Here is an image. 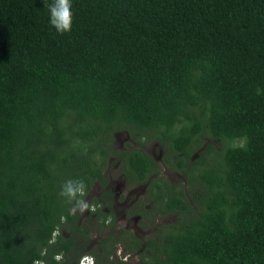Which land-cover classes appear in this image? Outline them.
Returning a JSON list of instances; mask_svg holds the SVG:
<instances>
[{
	"label": "trees",
	"instance_id": "obj_1",
	"mask_svg": "<svg viewBox=\"0 0 264 264\" xmlns=\"http://www.w3.org/2000/svg\"><path fill=\"white\" fill-rule=\"evenodd\" d=\"M51 2L0 0V264H78L77 241L113 230L97 199L79 224L59 191L105 187L119 162L145 182L156 163L118 133L159 142L186 183L155 180L176 222L140 252L108 233L97 264L119 241L144 264H264V0H72L64 35ZM63 227L78 238L54 242Z\"/></svg>",
	"mask_w": 264,
	"mask_h": 264
},
{
	"label": "flooded vegetation",
	"instance_id": "obj_2",
	"mask_svg": "<svg viewBox=\"0 0 264 264\" xmlns=\"http://www.w3.org/2000/svg\"><path fill=\"white\" fill-rule=\"evenodd\" d=\"M116 139L122 137V136H126V141L122 142L121 146H118L119 150L121 151H131L134 150L136 148H140L146 155L150 156L154 162L156 163L157 167H153L151 170L152 172L148 175V178L145 182L143 183H138L137 178L138 176L135 175L134 178H128L126 175V170L125 168L121 169V162H119L118 164H116L114 166V169L111 171V165L108 167V169L104 172V178L108 180V183L105 187H103V185H101L98 181L96 182L95 186L98 184L101 187V193L98 195V201L100 202L98 206H103L104 207V211L109 215V217L111 218V223H108V219L106 221V225L105 227L109 228V227H113V233L115 235H117V237H122L123 234H125V232H129L130 234L128 235L130 236H134L137 238V240H139L140 242L143 243L142 248L139 249V252L142 251L143 249L146 248L145 243H147L148 240H144L145 238L141 239L138 235L139 232H133L130 229V226L134 224V226H138L140 223H143L144 225H153L156 221V219H161V218H165V217H169L173 214H168V215H162L159 212L160 209V203L156 200L153 199V197L155 198V195L157 194V189L155 186H153L152 188H150L151 184L158 179H162L164 181H169L171 184H179V183H186V179L185 176L182 172L174 170V169H170L166 166L165 164V156H166V149L160 145L159 142L153 140L151 143H149L148 145H143V146H139V144L136 141H133L130 137L129 134L127 133H118L115 135ZM130 143L131 146L127 147V144ZM199 157L198 152L196 154H193L192 158H190V162H193L194 160H196ZM117 160L116 157L112 158L111 161H115ZM157 169V170H156ZM108 171V173H107ZM155 173H154V172ZM160 171V172H158ZM172 175V178H174L173 180L175 182H173V180H169L167 179L170 178L169 176ZM117 178L119 180H117ZM175 178H178V180H176ZM182 180V181H181ZM112 184H116V187H121L119 189V192H127L128 193V201L126 202V204H120L119 203V192H117L115 189L112 188ZM94 186V187H95ZM93 187V188H94ZM93 191V189H92ZM89 192V194L92 193ZM107 193L106 198L104 197V194ZM88 194V195H89ZM87 195V196H88ZM110 196V197H109ZM117 205L118 207H120V211H118L117 209ZM92 206L95 207V209L97 210V207L92 203ZM115 211L118 213V215L115 216ZM92 211H87L85 213L82 214V218L80 219L79 224H84L83 223V219H87L90 218V216L92 215ZM123 220V223H125L126 228H123V226H118L120 225V221ZM139 221H141L139 223ZM176 222V220H175ZM139 223V224H138ZM174 224V223H173ZM161 227V226H157L154 228V233H157V229ZM109 231V230H106ZM112 232V230L109 231V233ZM143 232V231H141ZM61 235L63 237V239H68L70 238L72 235V233H70L69 231H67L64 227L60 229V231H58L55 235H54V242H56L57 237L59 235ZM73 239H77V235L74 234V236H72ZM153 237H156L155 235H153ZM105 239L103 241H100L98 243L99 248L98 250L102 251L104 246H101V243L104 242ZM90 240H88L86 243L85 241H82V243H85L84 246L81 244L80 241H77L75 244V247L77 249H82L81 253H86V255L84 256H90L94 259V264H96V260L94 258L93 255H89L88 253L93 252L92 250H87L88 247L90 246L89 243ZM120 243H117V245L114 247V251H117L118 245L121 244L122 242L119 241ZM125 249H127V245L125 243ZM139 252H137V256L139 255ZM115 255V253H114ZM113 255V256H114ZM119 256V255H118ZM61 257V261L63 260V257ZM81 257V259L83 258ZM79 260L78 264H80ZM59 260V261H60ZM122 262V259H119ZM119 262V263H121Z\"/></svg>",
	"mask_w": 264,
	"mask_h": 264
},
{
	"label": "clouds",
	"instance_id": "obj_3",
	"mask_svg": "<svg viewBox=\"0 0 264 264\" xmlns=\"http://www.w3.org/2000/svg\"><path fill=\"white\" fill-rule=\"evenodd\" d=\"M45 6L49 11V23L51 26L54 27L61 35L70 33L73 27L72 0H52L50 4L46 3ZM257 94H260L259 89L257 90ZM87 195V184L82 178L66 180L61 185L59 191V196L64 198L66 203L72 205V213L79 211L83 214L87 211H96L95 207L85 199ZM108 223H111L110 217L108 219ZM118 247L119 251L117 254L121 256L122 264H128L131 254L123 255L122 246ZM55 259L59 261L61 257L56 256ZM36 264H41V262L36 261Z\"/></svg>",
	"mask_w": 264,
	"mask_h": 264
},
{
	"label": "rangeland",
	"instance_id": "obj_4",
	"mask_svg": "<svg viewBox=\"0 0 264 264\" xmlns=\"http://www.w3.org/2000/svg\"><path fill=\"white\" fill-rule=\"evenodd\" d=\"M126 141V136H122V137H120L119 139L117 138V145L118 146H121V144H122V142H125ZM197 153V151L194 153V154H196ZM115 166V165H114ZM114 166H111V171L114 169ZM107 173H108V171H107ZM170 178H168L167 177V179H169V180H173L174 178H172V175H170L169 176ZM176 180H178V178H175ZM117 180H119L118 178H117ZM182 181V180H181ZM173 182H175L174 180H173ZM112 188L113 189H115L117 192H119V189L121 188V187H116V184H112ZM102 191H101V187L97 184L94 188H93V191H92V193L91 194H89L88 196H86V200L89 202V203H95V201H96V199L98 200V195L101 193ZM128 193L127 192H124L123 191V193L122 192H119V203L120 204H126V202L128 201ZM127 205V204H126ZM117 209H118V211H120V207H118V205H117ZM116 215H118V213L115 211V216ZM118 217H119V215H118ZM177 219V217L173 214V215H171V216H169V217H165V218H161V219H156V221H155V223L152 225H144L143 223H140L141 221H139V225L138 226H134V224L133 225H131L130 226V229L133 231V232H139V230H140V233H138V235H139V237L141 238V239H143V238H145L144 240L146 241V240H149L151 237L152 238H154L153 237V235H155V231H154V228L155 227H157L158 225L159 226H170V225H172L173 223H175V220ZM83 223L84 224H88L87 223V221H86V219H83ZM118 226H123V228H126V226H125V223H123V220H121L120 221V225H118ZM140 228V229H139ZM113 231H115V230H112V232ZM141 231H143V232H141ZM109 233V231H106L105 229H103L102 231H100V232H96L95 230H92V233H91V235H90V242L89 243H87V244H90V246L88 247V249L87 250H92L93 252H91L92 254L94 253V251H96L97 250V252H100L99 250H98V248H99V245H98V243L100 242V241H103L104 239H105V236L107 235ZM128 238L130 239V237L128 236ZM118 243H120V242H118ZM118 246H122V249H123V255H129V254H131V258H130V260L128 261V264H144V260H145V258L144 259H142V257H140V256H137V252H135V253H131L128 249H125V244H123V242H122V245L121 244H119ZM118 251H119V247L117 248V251H115V255L114 256H111L110 257V260L111 261H114L115 262V264H118L119 262H121L119 259H121V256L119 255L118 256ZM94 256V258H95V260H97L96 259V257H95V255H93ZM97 264V263H96ZM107 264V263H106Z\"/></svg>",
	"mask_w": 264,
	"mask_h": 264
},
{
	"label": "built area",
	"instance_id": "obj_5",
	"mask_svg": "<svg viewBox=\"0 0 264 264\" xmlns=\"http://www.w3.org/2000/svg\"><path fill=\"white\" fill-rule=\"evenodd\" d=\"M80 264H94V259L90 256H84L81 259Z\"/></svg>",
	"mask_w": 264,
	"mask_h": 264
}]
</instances>
